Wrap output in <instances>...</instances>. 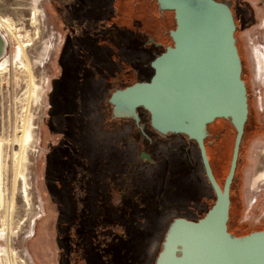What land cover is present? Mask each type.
Here are the masks:
<instances>
[{
    "label": "flooded vegetation",
    "instance_id": "obj_1",
    "mask_svg": "<svg viewBox=\"0 0 264 264\" xmlns=\"http://www.w3.org/2000/svg\"><path fill=\"white\" fill-rule=\"evenodd\" d=\"M73 3L48 121L58 135L49 168L62 204L56 222L62 264H155L170 222L204 216L216 194L196 140L160 134L143 107L139 121L115 117L110 98L151 78L152 59H144L173 43L174 11L161 10L157 0H134L133 9L127 0ZM155 10L159 22H172L153 31L146 23L154 22ZM217 128L209 124L205 145L221 184L212 154L225 129Z\"/></svg>",
    "mask_w": 264,
    "mask_h": 264
},
{
    "label": "rangeland",
    "instance_id": "obj_2",
    "mask_svg": "<svg viewBox=\"0 0 264 264\" xmlns=\"http://www.w3.org/2000/svg\"><path fill=\"white\" fill-rule=\"evenodd\" d=\"M73 1L0 0V17L13 23L24 40L29 42L23 58L0 73V227L5 225L8 231L4 238H0V251L5 248L11 253L5 257L0 255V264H14V260L18 264H62L63 261L56 231L62 204L52 190L53 178L49 168L58 135L51 131L48 121L50 95L60 72L58 57L67 32L71 5H75ZM227 1L233 5L236 0ZM240 1L248 6L251 13L250 20L238 30L236 37L244 57L245 77L250 85V109L261 122L264 111L258 110L252 94L260 90L264 95V72L256 68V54L264 52V0ZM133 3L134 0H127L130 9L134 8ZM139 3L142 4L143 0ZM120 9L124 10L123 7ZM139 11L135 15L141 18ZM159 12L155 10L152 19L158 17ZM166 12L172 14V10ZM124 17L120 16L121 23ZM159 21L158 18L154 22L147 21L148 29L155 31L172 22ZM3 32L8 40L7 53H13L19 40L13 30ZM157 35L155 32L154 37ZM156 54L153 49L144 63ZM153 72L152 68L151 74ZM214 122L212 124L218 126V131L225 129L221 137L223 149L228 147L230 151L234 136L232 127L221 118ZM26 127H29L30 135L24 158L19 147ZM263 130L254 131L253 136L242 143L241 168L232 186L229 221L232 231L237 234L264 229ZM213 162L220 171L219 161ZM236 207L239 214H236ZM205 209L201 206L200 212Z\"/></svg>",
    "mask_w": 264,
    "mask_h": 264
},
{
    "label": "water",
    "instance_id": "obj_3",
    "mask_svg": "<svg viewBox=\"0 0 264 264\" xmlns=\"http://www.w3.org/2000/svg\"><path fill=\"white\" fill-rule=\"evenodd\" d=\"M172 10L176 25L172 44L156 55L149 80L136 81L111 95L115 117L140 119L139 107L150 114L162 135L181 133L198 142L215 202L197 220L174 218L155 264H264V229L236 234L229 229L231 187L241 161L250 102L236 37L232 3L227 0H157ZM8 40L0 29V59ZM218 118L236 130L230 169L223 186L210 164L205 139Z\"/></svg>",
    "mask_w": 264,
    "mask_h": 264
},
{
    "label": "trees",
    "instance_id": "obj_4",
    "mask_svg": "<svg viewBox=\"0 0 264 264\" xmlns=\"http://www.w3.org/2000/svg\"><path fill=\"white\" fill-rule=\"evenodd\" d=\"M233 13L235 14L236 24L238 27L237 31H236V35H237L238 30L240 28H242L244 26V24L250 20L249 18H250L251 12H250V9L248 8L247 5L243 4L240 0H236L235 3L233 4ZM242 62H243V78L246 80L248 92H250V90H249L250 85H249L248 79L245 77V63H244V57L243 56H242ZM221 119H223V118H221ZM223 120L225 122H227L232 127V129L234 131V134H233L234 136H233V141H232L230 151H229L228 147L223 149V144H222L223 141L222 140L220 142L221 143L220 146L218 145V147L216 149H213V154H212L214 156L213 160L215 162L219 161V164L221 166L220 171H221V174L223 177L221 185L224 184L225 177L227 176L229 169H230V162L232 159L233 145H234V140H235V136H236V130H235L234 126L231 124V122L229 120H226V119H223ZM262 129H264V119L261 122L257 121L256 117L254 116V114L252 113V111L250 109L249 118H248V121L245 125V132H244L243 140H245L246 138H248L250 136H253L251 134H253L254 131L260 132ZM241 151H242V148H241L240 152ZM240 168H241V166H240V164H238L237 169H236V174H235L236 176L238 175ZM235 182L236 181L234 180L233 183H235ZM235 211H236V214H239V212H240L239 208H237V207H236ZM242 234H244V233H242ZM238 235H240V234H238Z\"/></svg>",
    "mask_w": 264,
    "mask_h": 264
},
{
    "label": "bare ground",
    "instance_id": "obj_5",
    "mask_svg": "<svg viewBox=\"0 0 264 264\" xmlns=\"http://www.w3.org/2000/svg\"><path fill=\"white\" fill-rule=\"evenodd\" d=\"M34 20H35V18H34ZM0 29L2 31L6 30V32L13 30L15 32L16 36H17V39L19 40L17 42V45H15L16 47H15L14 52L13 53H6L0 59V73H1L2 71H5L6 69H8V67L11 66L13 63H15L16 61L21 60L23 58V56H22L23 51L29 45V42H26V40H24L22 34L19 33V31H18V29L16 27H14L13 23L9 22L7 19H5L2 16L0 17ZM256 55H257L256 56V60H257L256 68H257V71L264 72V53L262 51L261 52L258 51V54H256ZM29 135H30L29 127H26L25 128V132H24L23 140L21 141V144H20V147H19L20 154H22V156L24 158H26V143L29 140ZM30 141H31V139H30ZM261 176L264 177V171L261 173ZM7 233H8V231H7L6 226L2 225L0 227V238H4ZM8 254L11 255L10 253H8L6 251L5 248L1 249V251H0V255L1 256L5 257V255H8ZM20 260L21 259H19V262H20ZM6 263H7V260H6ZM14 264H18V262L16 260H14Z\"/></svg>",
    "mask_w": 264,
    "mask_h": 264
},
{
    "label": "built area",
    "instance_id": "obj_6",
    "mask_svg": "<svg viewBox=\"0 0 264 264\" xmlns=\"http://www.w3.org/2000/svg\"><path fill=\"white\" fill-rule=\"evenodd\" d=\"M252 95L258 110L264 111V95L260 92V90H255Z\"/></svg>",
    "mask_w": 264,
    "mask_h": 264
}]
</instances>
